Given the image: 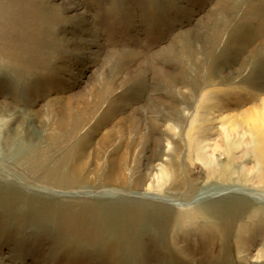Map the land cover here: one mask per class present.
<instances>
[{"label":"rangeland","instance_id":"rangeland-1","mask_svg":"<svg viewBox=\"0 0 264 264\" xmlns=\"http://www.w3.org/2000/svg\"><path fill=\"white\" fill-rule=\"evenodd\" d=\"M12 1L0 264H264V0Z\"/></svg>","mask_w":264,"mask_h":264},{"label":"bare ground","instance_id":"bare-ground-1","mask_svg":"<svg viewBox=\"0 0 264 264\" xmlns=\"http://www.w3.org/2000/svg\"><path fill=\"white\" fill-rule=\"evenodd\" d=\"M12 2H13L12 0H0V29H1L0 31H4L7 34L12 33V31L16 28V25H17L14 23L16 20L14 19L13 17L14 14L11 11L13 10ZM12 19L14 21H12ZM241 119H242L243 124L247 126V130L250 135V138L252 142L254 143V146L256 147V149L254 150H256V152L258 153L257 156H260L258 160L262 161L263 163V164L259 163V166H263L264 168V138L262 135V129L264 130V112L259 114L257 113L256 110H253V112H249L248 114H245ZM253 121L254 122L260 121V123L257 122V124L255 125Z\"/></svg>","mask_w":264,"mask_h":264}]
</instances>
